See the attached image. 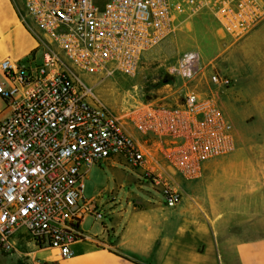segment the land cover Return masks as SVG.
<instances>
[{
  "label": "built area",
  "instance_id": "built-area-1",
  "mask_svg": "<svg viewBox=\"0 0 264 264\" xmlns=\"http://www.w3.org/2000/svg\"><path fill=\"white\" fill-rule=\"evenodd\" d=\"M22 18L39 46L27 63L4 61L0 98V252L16 239L74 257L88 217L104 224L84 197L87 174L109 161L140 171L143 181L178 207L185 182L236 151L221 94L234 80L208 71L199 52L181 57L175 105L141 103L115 112L82 75L135 76L144 55L185 22L210 15L240 40L264 22V0H23ZM190 73V75H189Z\"/></svg>",
  "mask_w": 264,
  "mask_h": 264
},
{
  "label": "crops",
  "instance_id": "crops-1",
  "mask_svg": "<svg viewBox=\"0 0 264 264\" xmlns=\"http://www.w3.org/2000/svg\"><path fill=\"white\" fill-rule=\"evenodd\" d=\"M23 7V0H0V81L2 62L27 63L39 46L22 18ZM234 47L227 51L234 85L241 72L253 70L255 118L264 120V22ZM8 113L0 98V119ZM235 155L209 165L204 182L186 185L178 178L183 200L176 208L152 195L96 201L104 224L87 218L82 229L88 239L73 245V258L37 250L20 238L19 250L10 256L17 264H264V211L255 213L253 222H230L232 213L226 208L238 194L213 189L229 172ZM240 213L234 209V215Z\"/></svg>",
  "mask_w": 264,
  "mask_h": 264
},
{
  "label": "rangeland",
  "instance_id": "rangeland-1",
  "mask_svg": "<svg viewBox=\"0 0 264 264\" xmlns=\"http://www.w3.org/2000/svg\"><path fill=\"white\" fill-rule=\"evenodd\" d=\"M243 39L235 40L223 33L210 15L198 16L185 22L175 34L148 51L135 76L122 73L98 77H88L82 73L81 75L90 84L96 85V93L115 112L154 100L159 102L166 96L168 99L163 102L175 105V95L182 88L176 70L181 57L199 52L205 65L209 66L208 71L215 69L221 75L235 80L236 74L228 69V56L231 52L227 51L234 46V51L238 49V44ZM167 77L169 81L164 83ZM239 77L240 81L236 80L239 83L237 87L233 85L224 89L221 94L222 107L233 124L237 143L236 151L229 156L237 155L233 157L229 172L213 189L238 194V200L232 199L231 206L226 208L227 212L232 213L229 216L230 222L249 223L254 221L255 213L264 211V120L255 118L253 70H244ZM218 161L214 160L207 165L200 180L184 183L191 185L204 182L211 171L209 165ZM260 193L262 195H259ZM123 195L132 198L152 195L163 200L161 194L143 181L140 171L118 160L102 163L87 174L85 199H95L99 203L113 197L121 198ZM235 201L237 206L233 205ZM235 208L241 212L239 215L233 214ZM51 253L52 251H49L46 255L50 256ZM0 264L17 262L10 255L0 252Z\"/></svg>",
  "mask_w": 264,
  "mask_h": 264
},
{
  "label": "clouds",
  "instance_id": "clouds-1",
  "mask_svg": "<svg viewBox=\"0 0 264 264\" xmlns=\"http://www.w3.org/2000/svg\"><path fill=\"white\" fill-rule=\"evenodd\" d=\"M193 55H194V54H188L187 59H188V60H191L192 57H193ZM189 75H190V73H189Z\"/></svg>",
  "mask_w": 264,
  "mask_h": 264
},
{
  "label": "water",
  "instance_id": "water-1",
  "mask_svg": "<svg viewBox=\"0 0 264 264\" xmlns=\"http://www.w3.org/2000/svg\"><path fill=\"white\" fill-rule=\"evenodd\" d=\"M169 81V78L167 77L165 80H164V83H168Z\"/></svg>",
  "mask_w": 264,
  "mask_h": 264
}]
</instances>
